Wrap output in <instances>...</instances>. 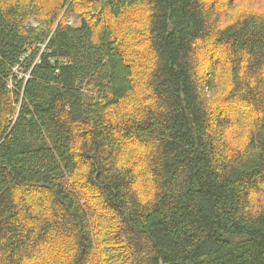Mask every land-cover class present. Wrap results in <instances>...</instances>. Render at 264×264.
<instances>
[{"label": "trees", "instance_id": "obj_1", "mask_svg": "<svg viewBox=\"0 0 264 264\" xmlns=\"http://www.w3.org/2000/svg\"><path fill=\"white\" fill-rule=\"evenodd\" d=\"M0 264H264V0H0Z\"/></svg>", "mask_w": 264, "mask_h": 264}, {"label": "built area", "instance_id": "obj_2", "mask_svg": "<svg viewBox=\"0 0 264 264\" xmlns=\"http://www.w3.org/2000/svg\"><path fill=\"white\" fill-rule=\"evenodd\" d=\"M19 66H20V65H17L16 67H14V71H15V72H18V69L20 68ZM18 76L21 77V75H18ZM14 84H15V82H14V77L11 76V79H9V85H8V87H9V88H13V87H14ZM17 107H18V109H19V106H17Z\"/></svg>", "mask_w": 264, "mask_h": 264}, {"label": "rangeland", "instance_id": "obj_3", "mask_svg": "<svg viewBox=\"0 0 264 264\" xmlns=\"http://www.w3.org/2000/svg\"><path fill=\"white\" fill-rule=\"evenodd\" d=\"M70 22L72 23L73 22V20H70ZM75 24V23H74ZM78 24V23H77Z\"/></svg>", "mask_w": 264, "mask_h": 264}]
</instances>
